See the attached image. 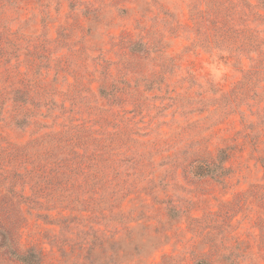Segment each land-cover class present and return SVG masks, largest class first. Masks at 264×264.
<instances>
[{
  "label": "rangeland",
  "instance_id": "rangeland-1",
  "mask_svg": "<svg viewBox=\"0 0 264 264\" xmlns=\"http://www.w3.org/2000/svg\"><path fill=\"white\" fill-rule=\"evenodd\" d=\"M0 232V264H264V0H0Z\"/></svg>",
  "mask_w": 264,
  "mask_h": 264
},
{
  "label": "trees",
  "instance_id": "trees-1",
  "mask_svg": "<svg viewBox=\"0 0 264 264\" xmlns=\"http://www.w3.org/2000/svg\"><path fill=\"white\" fill-rule=\"evenodd\" d=\"M24 120H21L20 123H24ZM26 124V123H24ZM223 163L225 161H219L211 164H203V163H194L191 166V172L194 176H209V177H217L220 172H226V168ZM221 175V174H220ZM0 240L2 245H4L7 241V237L4 233L0 232ZM17 260H19L23 264H45L44 256L42 253H37L36 250H29L26 254L17 255ZM204 262H199L197 264H203Z\"/></svg>",
  "mask_w": 264,
  "mask_h": 264
},
{
  "label": "clouds",
  "instance_id": "clouds-1",
  "mask_svg": "<svg viewBox=\"0 0 264 264\" xmlns=\"http://www.w3.org/2000/svg\"><path fill=\"white\" fill-rule=\"evenodd\" d=\"M226 71L227 69L221 65H213L211 75L215 81H220Z\"/></svg>",
  "mask_w": 264,
  "mask_h": 264
}]
</instances>
